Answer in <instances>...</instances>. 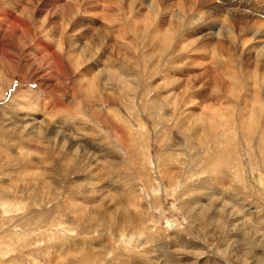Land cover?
I'll use <instances>...</instances> for the list:
<instances>
[{
  "label": "rangeland",
  "instance_id": "1",
  "mask_svg": "<svg viewBox=\"0 0 264 264\" xmlns=\"http://www.w3.org/2000/svg\"><path fill=\"white\" fill-rule=\"evenodd\" d=\"M0 15V264H264V0Z\"/></svg>",
  "mask_w": 264,
  "mask_h": 264
},
{
  "label": "bare ground",
  "instance_id": "2",
  "mask_svg": "<svg viewBox=\"0 0 264 264\" xmlns=\"http://www.w3.org/2000/svg\"><path fill=\"white\" fill-rule=\"evenodd\" d=\"M200 2H201V1H200ZM201 4H202V3H201ZM194 6H195V4H194ZM203 10H204V9H203ZM216 10H218V9H216ZM219 10H220V9H219ZM6 11H7V10H6ZM196 11H197V10H196ZM201 11H202V10H201ZM220 11H221V10H220ZM228 11H229V10H228ZM198 12H199V11H198ZM202 12H203V11H202ZM210 12H211V11H210ZM217 12H219V11H217ZM6 13H7V12H6ZM194 14H195V13H194ZM207 14H209V13H207ZM231 14H232V13H231ZM231 14H229V17H226V18H225V21L228 23V25L234 24V23H235V20H236L235 18L232 19L233 17L231 18V16H230ZM236 14H237V13H236ZM243 15H246V14H243ZM0 16H1V15H0ZM206 16H208V15H206ZM206 16H204V17H206ZM223 16H224V15H223ZM232 16H233V14H232ZM237 16H238V15H237ZM240 17L243 18L242 16H240ZM11 18H12V17H11ZM206 18H207V17H206ZM246 18H247V17H246ZM3 19H4V18H3ZM13 20H14V22H13L14 34H15V33L24 32L25 30H24L23 28H21V27H23V26H21V23H20V26H21L20 28H21V29H19V30H21V31H20V32L17 31V26H16V23H17V22H16L15 19H13ZM237 20H238V19H237ZM237 20H236V21H237ZM254 20H256V19H254ZM18 21H19V20H18ZM242 21H243V20H242ZM244 21H245V19H244ZM246 21H248V20L246 19ZM20 22H21V21H20ZM239 22H241V21L239 20ZM255 22H256V21H255ZM257 22H258V20H257ZM263 22H264V21H263ZM241 24H242V23H241ZM243 24H244V23H243ZM243 24H242V25H243ZM24 25H26V24L24 23ZM247 25H249V24H246V26H247ZM251 25L253 26V25H255V24L253 23V24H251ZM256 25H257V24H256ZM259 25H260V24H259ZM259 25H258V26H259ZM262 25H264V24L262 23L261 26H262ZM261 26H260V28H258V29L261 30V29H262ZM243 27H245V26H243ZM256 27H257V26H256ZM256 27L254 26V28H256ZM262 27H263V26H262ZM230 28H231V30L233 29L232 26H231ZM240 28H242V27H240ZM244 29H245V28H244ZM249 29H250V28H249ZM256 29H257V28H256ZM258 29H257V30H258ZM227 30H228V29H227ZM237 30H238V29H237ZM257 30H255V31H257ZM260 30H259V31H260ZM233 31L236 32V30H233ZM248 31H249V30H248ZM248 31H247V32H248ZM244 32H245V31H244ZM247 32H246V33H247ZM253 32H254V31H253ZM3 33H4V32H3ZM227 33H228V32H227ZM239 33H240V32H239ZM249 33H250V32H249ZM263 33H264V32H263ZM14 34H13V35H14ZM253 34H254V33H253ZM257 34H258V33H257ZM260 34H261V33H260ZM260 34H259V35H260ZM238 35H239V34H238ZM251 35H252V34H251ZM254 36H256V35H254ZM254 36H253V38H254ZM260 36H261V35H260ZM234 40H235V39H234ZM258 40H259V39H258ZM256 41H257V40H256ZM4 199H5V198H4ZM2 203H3V202H2ZM6 204H7V202H6ZM6 206H7V205H6ZM6 210H7V212L9 211L8 208H7ZM13 210H14V209H13ZM9 212H11V211H9ZM16 212H17V211H16Z\"/></svg>",
  "mask_w": 264,
  "mask_h": 264
}]
</instances>
